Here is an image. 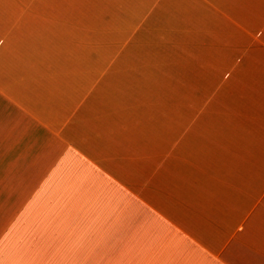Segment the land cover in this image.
<instances>
[{
	"label": "crops",
	"instance_id": "1",
	"mask_svg": "<svg viewBox=\"0 0 264 264\" xmlns=\"http://www.w3.org/2000/svg\"><path fill=\"white\" fill-rule=\"evenodd\" d=\"M0 264H264V0H0Z\"/></svg>",
	"mask_w": 264,
	"mask_h": 264
},
{
	"label": "rangeland",
	"instance_id": "2",
	"mask_svg": "<svg viewBox=\"0 0 264 264\" xmlns=\"http://www.w3.org/2000/svg\"><path fill=\"white\" fill-rule=\"evenodd\" d=\"M163 25L167 28L170 27L166 31L164 28L167 34L158 37V44H164L163 50H145L144 41L146 38H140L139 36L142 40L140 41L136 37L137 40L131 43L130 47H134V49L128 53V58L131 60H146L148 63H155L156 66H159L158 73L163 78V83L160 86L162 92L167 93V100L161 102L162 107L165 110L169 109L173 103H178L179 107L183 104L184 109L188 106L187 103L190 106V100H185V98L190 97L188 93H199L196 97L202 96L201 32L197 27L192 32L190 29L187 30L185 26L180 25L179 29L182 34L177 33V36L173 35L174 31L171 27L172 25L176 27L174 21H163ZM176 93L177 96H175ZM175 97L179 98L178 101L174 100ZM194 103H196V106H198L197 104L201 106L202 100H196ZM164 118L167 119L165 116Z\"/></svg>",
	"mask_w": 264,
	"mask_h": 264
}]
</instances>
